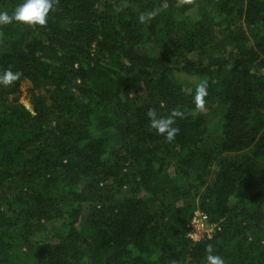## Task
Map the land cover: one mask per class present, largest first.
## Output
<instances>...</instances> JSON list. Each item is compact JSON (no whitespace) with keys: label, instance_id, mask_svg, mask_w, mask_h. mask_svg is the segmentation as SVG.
I'll return each mask as SVG.
<instances>
[{"label":"trees","instance_id":"16d2710c","mask_svg":"<svg viewBox=\"0 0 264 264\" xmlns=\"http://www.w3.org/2000/svg\"><path fill=\"white\" fill-rule=\"evenodd\" d=\"M209 249L264 264V0H54L44 26L0 25V264Z\"/></svg>","mask_w":264,"mask_h":264},{"label":"clouds","instance_id":"9594fccd","mask_svg":"<svg viewBox=\"0 0 264 264\" xmlns=\"http://www.w3.org/2000/svg\"><path fill=\"white\" fill-rule=\"evenodd\" d=\"M54 0H23L19 4L11 15L6 11H0V25L10 24L13 21L22 23L25 25H39L44 26L47 23V18L50 10L53 9ZM146 19H151V13L141 15L139 21L145 22ZM4 83L10 81L5 78ZM207 81L203 80L197 85V94L195 103L197 107L203 108V97L207 94ZM149 118L151 120V126L156 129L159 134L165 135L167 140H172L177 133V129L171 127L174 123L173 117L168 118H155V113L149 111ZM183 114L179 111L173 113V116H182ZM209 255L206 257L207 264H224V260L218 255H212L211 249H209Z\"/></svg>","mask_w":264,"mask_h":264},{"label":"built area","instance_id":"2783aa9c","mask_svg":"<svg viewBox=\"0 0 264 264\" xmlns=\"http://www.w3.org/2000/svg\"><path fill=\"white\" fill-rule=\"evenodd\" d=\"M206 216L204 214H198V217L194 219V221L192 222L193 228L195 229V231L191 232L190 234L194 236V238H198V236L200 235V233L202 231H211V227H208L206 224Z\"/></svg>","mask_w":264,"mask_h":264},{"label":"rangeland","instance_id":"374dc122","mask_svg":"<svg viewBox=\"0 0 264 264\" xmlns=\"http://www.w3.org/2000/svg\"><path fill=\"white\" fill-rule=\"evenodd\" d=\"M24 102L27 106L29 105L28 99H25Z\"/></svg>","mask_w":264,"mask_h":264}]
</instances>
